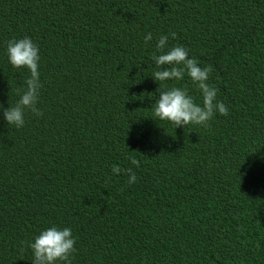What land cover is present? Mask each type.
<instances>
[{
	"label": "trees",
	"instance_id": "1",
	"mask_svg": "<svg viewBox=\"0 0 264 264\" xmlns=\"http://www.w3.org/2000/svg\"><path fill=\"white\" fill-rule=\"evenodd\" d=\"M160 35L211 66L227 115L154 120L159 84L201 102L187 76L151 77ZM25 36L42 114L15 128L0 112V264H32L53 224L72 230V264H264V0H0L5 109L29 77L7 44Z\"/></svg>",
	"mask_w": 264,
	"mask_h": 264
},
{
	"label": "clouds",
	"instance_id": "2",
	"mask_svg": "<svg viewBox=\"0 0 264 264\" xmlns=\"http://www.w3.org/2000/svg\"><path fill=\"white\" fill-rule=\"evenodd\" d=\"M152 38V33L149 32L144 40L147 43ZM168 40L167 35H160L155 44L160 54H153L151 57L157 69L151 77L157 82H166L181 81L187 76L199 89L201 102L197 103L186 88L173 86L163 89L159 84V96L151 107L154 120L167 121L176 129L189 124L206 126L214 114L227 115V107L217 98V89L208 83L211 66H199L198 60L189 56L187 48L182 45L169 47ZM6 55L13 68H26L29 72L24 87L18 90L19 99L15 105L6 109L0 107L7 125L21 128L25 123V109H30L36 116L42 114L36 108L41 88L39 47L30 37L13 38L7 44ZM131 163L139 167L137 160L133 159ZM120 171V168L113 167V173ZM127 174V183L134 184L137 177L131 168L127 170ZM75 243L76 239L70 228L53 224L40 231L29 243L32 264H72Z\"/></svg>",
	"mask_w": 264,
	"mask_h": 264
}]
</instances>
